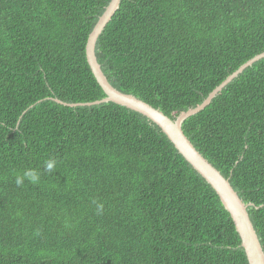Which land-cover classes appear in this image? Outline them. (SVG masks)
<instances>
[{
  "label": "trees",
  "instance_id": "16d2710c",
  "mask_svg": "<svg viewBox=\"0 0 264 264\" xmlns=\"http://www.w3.org/2000/svg\"><path fill=\"white\" fill-rule=\"evenodd\" d=\"M109 2L0 0V264H249L216 191L162 128L115 102L54 100L105 97L86 41ZM96 41L111 85L174 120L264 52V0H121ZM182 130L253 203L264 250V58ZM27 168L40 181L18 186Z\"/></svg>",
  "mask_w": 264,
  "mask_h": 264
},
{
  "label": "water",
  "instance_id": "95a60500",
  "mask_svg": "<svg viewBox=\"0 0 264 264\" xmlns=\"http://www.w3.org/2000/svg\"><path fill=\"white\" fill-rule=\"evenodd\" d=\"M121 0H110L103 14L96 22L93 30L89 33L86 41V59L87 63L96 79L98 84L105 92V97L100 100L92 102H79V103H65L58 99L56 102L65 106H78V105H97L105 102H115L120 105L126 106L147 116L154 121L162 131L166 134L168 139L174 144L178 152L193 166V168L211 185L216 191L224 208L232 217L234 225L240 235L241 245L245 250L249 264H264V250L257 235V232L250 219L247 207L253 206L252 202L244 203L237 192L233 190L229 179L224 177L221 172L216 169L208 159H206L186 137L182 130L183 122L190 117L204 109L210 104L211 100L216 94L221 91L229 82H231L238 74L245 68L251 66L254 62L264 58V52H261L242 65L235 71L229 74L219 85H217L208 96L196 107L189 109L182 114L178 115L176 119H171L166 116L161 110L153 107L149 103L141 100L131 93H124L116 89L108 81L106 75L101 69L96 54L95 46L96 40L102 33L106 25L110 22L113 15L119 8Z\"/></svg>",
  "mask_w": 264,
  "mask_h": 264
},
{
  "label": "clouds",
  "instance_id": "9594fccd",
  "mask_svg": "<svg viewBox=\"0 0 264 264\" xmlns=\"http://www.w3.org/2000/svg\"><path fill=\"white\" fill-rule=\"evenodd\" d=\"M57 160L54 158H49L45 162V168L48 172H52L57 166ZM40 172L35 168H27L22 173L16 175L15 183L19 185H23L25 180H28L32 184H37L40 181ZM96 204V212L97 214L103 213V204L98 203L97 201H93Z\"/></svg>",
  "mask_w": 264,
  "mask_h": 264
},
{
  "label": "rangeland",
  "instance_id": "374dc122",
  "mask_svg": "<svg viewBox=\"0 0 264 264\" xmlns=\"http://www.w3.org/2000/svg\"><path fill=\"white\" fill-rule=\"evenodd\" d=\"M119 6H120V5H119ZM117 10H118V9H117ZM102 14H103V13H102ZM102 14H101V15H102ZM101 15H100V16H101ZM100 16H99V18H100ZM99 18H98V20H99ZM98 20H97V21H98ZM110 21H111V20H110ZM95 25H96V23H95ZM95 25H94V26H95ZM94 26H93V28H94ZM93 28H92V30H93ZM92 30H91V31H92ZM102 32H103V31H102ZM105 96H106V95H105ZM116 104H118V103H116ZM118 105H120V104H118ZM120 106H123V105H120ZM124 107H126V106H124ZM127 108H128V107H127ZM129 109H131V108H129ZM131 110H133V109H131ZM149 119H150V118H149ZM153 122H154V121H153ZM154 123H155V122H154ZM155 124H156V123H155ZM156 125H157V124H156Z\"/></svg>",
  "mask_w": 264,
  "mask_h": 264
},
{
  "label": "bare ground",
  "instance_id": "6f19581e",
  "mask_svg": "<svg viewBox=\"0 0 264 264\" xmlns=\"http://www.w3.org/2000/svg\"><path fill=\"white\" fill-rule=\"evenodd\" d=\"M238 194V193H237Z\"/></svg>",
  "mask_w": 264,
  "mask_h": 264
}]
</instances>
